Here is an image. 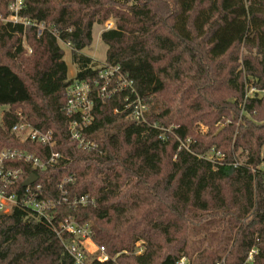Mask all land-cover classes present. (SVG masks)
<instances>
[{"label":"trees","instance_id":"16d2710c","mask_svg":"<svg viewBox=\"0 0 264 264\" xmlns=\"http://www.w3.org/2000/svg\"><path fill=\"white\" fill-rule=\"evenodd\" d=\"M6 4L0 0L2 17ZM21 15L44 21L70 42L72 78L119 65L151 109L147 122L136 123L126 117L125 92L95 96L84 133L102 152L79 149L67 132L64 90L72 78L58 39L47 29L38 35L34 26L0 20V107L10 110L0 126V150L49 156L47 147L10 132L20 112L35 127L52 130V150L60 154L43 171L12 164L24 174L10 190L21 194L24 178L35 173L50 194L71 177L68 200L93 197L94 205L63 202L52 212L54 222L91 224L94 245L110 258L99 262L86 252L87 264H176L181 256L192 264H264V97L246 96L243 81L254 77V88L264 91V0H26ZM110 17L115 27L101 32L107 48L99 63L82 50L92 42L94 24ZM240 44L255 55L242 56L235 72L224 60ZM186 61L195 64L191 74H184ZM224 87L235 93L233 101H207L213 109L207 124L227 123L206 140L191 137L190 119L200 118L194 113L201 108H192L189 98H209ZM156 96L165 97L152 103ZM174 117L176 127L166 132L161 122ZM211 145L223 158L202 157ZM65 240L71 237H59L21 205L0 212V264H74ZM138 241L143 251L135 254Z\"/></svg>","mask_w":264,"mask_h":264},{"label":"built area","instance_id":"2783aa9c","mask_svg":"<svg viewBox=\"0 0 264 264\" xmlns=\"http://www.w3.org/2000/svg\"><path fill=\"white\" fill-rule=\"evenodd\" d=\"M25 1L26 0H7L6 5L8 14L6 17L0 16V20L3 23L11 22L24 26H34L37 29L38 35L47 29L58 39L60 44L70 48V42L60 39L58 32L50 28L51 26L44 21L39 22L22 17L21 12L25 7ZM109 25L107 29L111 28L110 23ZM252 90H254V88H252ZM118 91L125 92V107L129 109L126 117L136 123L147 122L150 108L146 104V101L136 92L133 81L120 72L119 65L103 64L96 77L86 79L72 78L66 85L64 90L65 101L63 111L70 118L67 132L70 140L74 142L79 149L88 152H102L100 145L95 140L87 137L84 131L93 121L94 97L109 98ZM8 112H10L8 107H3V109L0 110V126L3 124L4 115ZM17 116L18 120L11 124L10 132L20 141H33L47 147L50 152L46 160H42L33 152L22 148H3L0 150V212L10 213L16 205H21L26 209H30L38 219L47 221L59 237H71V241H64V247L73 258L74 264H87L88 255L86 252L88 251L84 242L88 240L90 243L94 244L92 241L93 231L91 224L88 222L79 223L72 218L54 222L55 218L52 212L63 202L72 206L82 207L94 205L95 200L93 197L84 194L68 200L65 185L72 181L71 177H66L61 180L55 187L56 192L50 194L42 187L41 183L37 182L38 177L35 173H30L24 178L25 180L31 175L37 177L36 181L27 186H23L24 191L21 194H18L14 190H10L15 187L17 181L24 174V168L22 166L12 165L15 162L19 161L23 164H27L31 169L43 171L46 169L47 165L55 164L60 157L58 152L52 150L55 144L52 130H41L35 127L20 112L17 113ZM153 126L158 127L155 123H153ZM160 128L163 129L162 127ZM212 152H216L214 158L204 155H202V157L212 162H214L215 158H223L221 152L215 151L214 149ZM92 253H95V258L99 262H105L110 258L104 246H95V251ZM176 264L192 263L187 257L181 256L176 261ZM217 264L222 263L220 262Z\"/></svg>","mask_w":264,"mask_h":264},{"label":"rangeland","instance_id":"374dc122","mask_svg":"<svg viewBox=\"0 0 264 264\" xmlns=\"http://www.w3.org/2000/svg\"><path fill=\"white\" fill-rule=\"evenodd\" d=\"M109 23L111 24V28L115 27V19L113 17H110L107 21H105L102 24H94L93 29H92V42L91 44L83 49V53L88 55L89 57L93 58L94 60H96L99 63H103L105 60V54H106V45L102 42L101 38H100V32L104 31L107 29L109 25ZM108 24V25H107ZM63 50H64V56L63 59L67 64V76L68 78H72L76 75V66L75 64L72 62L71 59V53H70V48H67L65 46H63L61 44ZM201 46H205V43H203ZM253 57L255 55L254 50L250 51V49L243 45L240 44L238 46H236L233 50V52L231 54H229L225 60L224 63L227 64L228 67L230 66H234L235 67V72H237L239 68V61H241V57L242 56H246V57ZM237 57H238V67H237ZM188 65H190L189 67H191V69H188ZM184 74H191L193 72V69H195V64H190V62L186 61V63L184 64ZM234 77V76H233ZM167 83L169 84L170 81L166 80ZM246 87H245V93L246 96H256L258 98H262L264 97V91L262 90H255L254 86L256 84L257 79L254 77H249L247 75H245L244 79H243ZM252 88H254V90H252ZM213 93H211L210 95H208L209 98H207L206 96H202V97H197V96H192L189 98V103L191 104V107H200L201 109L199 110V112L194 113L195 115H200L201 117L198 118L197 116H193L190 119V116H186L185 119L188 121L190 119L189 125L191 127L190 129V134L191 137L197 138H204L205 140L208 139L210 136H207L208 133L212 132V131H217V126L221 125L222 122H226V120L221 119L220 122L214 123L210 126H208L207 121H209L210 119L213 118L212 116V112L213 109L211 107H207L206 106V102L207 101H220L223 100L224 101H228V102H232L233 101V96L235 95V93L229 88V87H224V89L222 90V92L220 90L218 91H212ZM165 96H156L155 98L151 99V102H155L156 100H160L162 98H164ZM209 99V100H208ZM146 104L149 106V108L151 109V105L146 101ZM202 105H204V107H202ZM6 107V106H4ZM3 107H0V110H2ZM205 115H202L204 114ZM242 114V112H241ZM253 114L249 115L247 114L248 117H252ZM172 119V120H171ZM171 119H165V122H161L162 126H164V128L166 129V132H171V130L176 127V117L171 118ZM152 122H154L152 120ZM219 129V128H218ZM209 142V141H208ZM214 149V146H210V148L206 149L204 151L203 154L206 157H210V158H214L216 155V152H212V150ZM220 152V151H218ZM239 153V152H237ZM240 159H243L242 157ZM262 168H264V162L261 164ZM85 246L87 248L88 252H94L95 251V245L90 243V241L86 240L85 242ZM141 245V241H138L136 243V245L134 246L133 249V253L138 254L139 252L141 253L143 251V246ZM165 247L167 248V245H165ZM165 251V249H164ZM128 253V252H127Z\"/></svg>","mask_w":264,"mask_h":264},{"label":"water","instance_id":"95a60500","mask_svg":"<svg viewBox=\"0 0 264 264\" xmlns=\"http://www.w3.org/2000/svg\"><path fill=\"white\" fill-rule=\"evenodd\" d=\"M37 177L35 175H31L29 176L28 178H26L24 181H23V186H27L29 184H31L32 182L36 181Z\"/></svg>","mask_w":264,"mask_h":264},{"label":"crops","instance_id":"0c3cea01","mask_svg":"<svg viewBox=\"0 0 264 264\" xmlns=\"http://www.w3.org/2000/svg\"><path fill=\"white\" fill-rule=\"evenodd\" d=\"M93 29V28H92ZM102 32V31H101ZM101 32H100V35H101ZM93 37V36H92ZM83 51V50H82ZM86 55V54H85ZM88 56V55H87ZM93 59V58H92ZM94 60V59H93ZM105 61V60H104Z\"/></svg>","mask_w":264,"mask_h":264}]
</instances>
